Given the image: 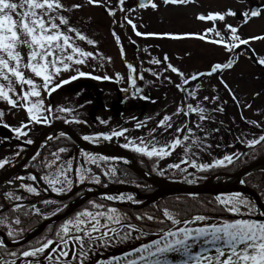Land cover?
<instances>
[{
    "label": "snow or ice",
    "instance_id": "6c2138e0",
    "mask_svg": "<svg viewBox=\"0 0 264 264\" xmlns=\"http://www.w3.org/2000/svg\"><path fill=\"white\" fill-rule=\"evenodd\" d=\"M191 2L192 0H162L165 6L188 5ZM238 2L242 3L243 0H238ZM125 3L126 0H115L114 4L112 0H85L88 6L102 8L112 18L113 26L117 25L116 12L123 13L119 26L121 28L130 26L136 37L155 36L177 41L188 38L197 39L222 48L227 59L211 63L204 71L185 73L170 62L166 53L162 59L152 57L148 63L159 67L155 70L147 69V71L161 84L167 82L172 85L181 94L180 103L172 114L165 113L156 121L154 127L149 130L147 139L138 137L140 142L137 144L125 137L127 143L122 147L151 159L168 157L178 146H182V158L176 163L167 165L168 169L179 171H184L181 168L182 164L189 165L197 171H206L238 162L247 153L232 152L221 158H213L211 162L197 163L198 153L205 152L212 147L208 143L211 138L210 133L219 131V128H206L205 122L215 123L212 120V113L224 111L222 107L214 106L209 109L204 106L205 102L216 105L220 100L217 94L219 89L215 85L211 86L212 95L200 97L199 94L204 88L203 78L219 76V84L228 92L233 103L238 108L241 107L238 97L220 74L232 69L241 55H247L254 64L264 69V55L258 56L255 49L251 47L254 41H264V33L243 37L239 32L240 27L258 18L262 10L249 8L237 13L228 8L223 11H210L207 14L198 13L195 17L198 21L211 22L212 25L202 32L146 33L138 30L134 22L135 18H129L128 14L135 12L136 7L140 9L151 7L157 10L159 5L155 0H138L136 7H125ZM83 6L80 3L67 6L62 0H0V101L5 102L10 109L23 110L26 114V121H21L19 126L13 128L11 125L2 123L4 112L0 110V123L15 133L17 138L28 135L29 125H48L54 119H63L65 124L86 123L61 117L59 113L70 114L73 110L54 106L51 103L45 106L42 93L50 98L54 91L78 77L89 76L94 80L105 81L113 79L108 75L96 76L81 71L79 67H73V65L86 64L88 58L103 59L99 51H86L77 44V41H80L86 42L93 48L97 47L95 40L89 38L72 23V13ZM65 12L69 15H64ZM237 15L240 17L237 25L227 23V17ZM220 23L223 25L222 28L219 26ZM111 35L127 69L128 88L122 91L127 92L132 89L134 95L140 93L141 88L136 86V78L133 75L136 69L126 60L123 44L114 27ZM129 43L135 44L136 41L129 40ZM21 48L27 50L26 54L21 52ZM144 50L148 51L147 48ZM107 59L111 62V57ZM62 71H73L75 75L57 82L56 77ZM165 73L174 74L178 82H174L172 76L165 75ZM114 75L115 82H120L122 79L120 73L116 72ZM33 77L40 82L37 83V79ZM139 79H143V76ZM17 85L19 91H17ZM253 95L258 96L260 93ZM140 98L149 99L145 96H140ZM250 107L248 103L243 104V108ZM193 115H196L198 119L192 120ZM173 117L184 119L177 125L174 124ZM132 119L136 120L135 117ZM241 119L245 118L241 116ZM245 122L257 128L261 127L257 121L245 120ZM101 123H107V121H101ZM145 123L136 121L134 127L139 130L145 126ZM157 130H160V136L172 130V138L160 144L157 136L154 135ZM127 131L128 129L121 128L111 133L83 135L82 139L96 143L100 138L109 140L113 136H123ZM61 135L65 134L61 133ZM237 139L246 148L255 150L257 146L264 145V129L259 135L253 133L251 139H240L239 137ZM25 142L31 144L33 141L28 139ZM185 142H187L186 145ZM192 148L198 151L193 152ZM67 151L66 147H58L50 153L51 159L43 161V167L48 171L39 179L48 186L45 190L50 189L57 195H66L78 184L101 183V176L94 172L90 165L100 168L105 177L111 178L116 175L113 168L104 169L100 163L115 159L113 157L82 152V160L76 161L61 155ZM124 162L128 163L127 160ZM4 163V160H0V165ZM153 170L155 171L156 168L154 167ZM28 179L35 180L36 177L30 175ZM188 182L192 183L191 180ZM240 183L244 184L245 181L241 180ZM20 187L30 194H39V190L31 184H21ZM15 199L18 201L21 197L16 196ZM106 199L118 198L108 196ZM127 199L131 201L133 197L128 196ZM41 202L62 205L56 207L50 215H55L67 207L60 201L43 200ZM209 203L213 202L209 201ZM89 204L92 209H104L105 207L93 201H89ZM22 207L20 204L12 206L13 211ZM31 207L38 215L45 219L48 218L49 214L40 213L35 205ZM211 212L226 213L227 218L224 215L195 214L181 219L179 214L174 216L167 209L162 212L163 218L137 215V221L147 219L165 225L155 232H146L143 228H138L131 223H121L122 216L116 208L108 207L106 211L97 210L95 212L85 208L76 212L73 217L63 220L56 229L55 238L46 233L27 248L8 251L7 255L13 259L0 260V264H91L92 257L99 249L125 243L130 239L139 240L148 235L155 238L131 247L120 256L109 257L106 262L96 260L95 264H264V220L252 218L254 215H264V211L257 213L256 206L242 192L233 191L216 195ZM4 219H0V224L4 223ZM14 223L19 225L20 220L16 219ZM121 229H127V231L121 232ZM7 235L15 241L19 232L10 229ZM0 248H6L3 241H0Z\"/></svg>",
    "mask_w": 264,
    "mask_h": 264
},
{
    "label": "rangeland",
    "instance_id": "374dc122",
    "mask_svg": "<svg viewBox=\"0 0 264 264\" xmlns=\"http://www.w3.org/2000/svg\"><path fill=\"white\" fill-rule=\"evenodd\" d=\"M62 2L67 6H70L73 3H80L84 5L81 9L76 10L72 13V23L89 38L95 40L97 42V47L93 48L92 46L87 45L86 42L80 41H77V44L86 51H99L103 55V59L98 58L97 60H93L92 58H88L86 64L81 66L73 65V67H79L81 71L92 72L98 76H113L116 72L124 74L121 67V59L117 56V53L114 50L115 47H113L115 40L111 35V31L114 27L115 31L120 36L121 42L123 44V48L126 53V60L134 65V68L136 69L135 72L138 71V67H136V61L131 58L133 57L131 56L132 52L135 53L134 49L135 46H137V43H129V40H135L131 32L132 30L129 29V26H126L124 28H121L119 26V24L122 22L123 13L119 11L116 12L117 25L113 26L111 23L112 18L109 17L105 13V11L103 12V9L98 6H88L85 4V0H62ZM155 2L159 5V8L157 10H153L151 9V7H148L146 9H139L138 7H136L135 0H126L125 7H136V11L129 13L128 15L129 18H135L134 22L137 24L139 31L146 33H158L159 27L160 30L163 28L162 30L165 32H202L205 28L211 27L212 25L211 22L198 21L195 18L198 13L207 14L210 11H223L228 8H231L234 11L241 12L245 9H249L254 5L260 8L264 7V0H243L242 3L238 2V0H192V2L188 5L180 6H165L163 5L162 0H155ZM112 3L114 4L115 0H112ZM64 15L67 16L69 14L65 12ZM226 19L227 23L229 24H238V21L234 19V17H227ZM94 20H96V23H92ZM219 26L222 28V23H220ZM263 27L264 17L259 20H251L249 24L240 27L239 32L241 36L258 35L264 33ZM162 43L166 44V47L159 48L158 50H155L152 54L155 55L156 58H158L159 56L161 57V55H159L160 49L166 51V54L169 55L170 62L179 67L185 73H192L194 71H204L208 68L211 63L222 62L227 59L226 54L223 52L222 48L218 46H212L206 43L204 44V42H197L191 40L190 42L183 41L180 43ZM251 47L255 49L258 56L264 55V41L252 42ZM143 49L145 48L139 45V55H141V51L142 53H148L150 51H153L152 47H148V51H145ZM20 50L22 53L26 54V49L21 48ZM107 57H111V62L108 61ZM143 62L144 60H142V65H144ZM257 70L258 69H256V64L253 63L252 59H249L247 55H241L232 69L225 70L223 73L220 74V76L223 77V79L238 97V100L241 104V107L239 108L233 103L232 99L228 95V92L219 84V76L203 78L204 88L200 91V97H203L204 95H212V85H215L219 89V92L217 94L220 97V100L217 102L216 105L205 102L204 106L206 108L211 109L212 107L218 106L219 104H221L222 106H225L227 104V109L223 111L222 116H229L228 124L231 127L234 126L236 117L238 118V120H240V122L249 120L257 121L258 123H260L261 120H264V115H262L264 113V108H262L263 111H259L257 113L255 112V107L258 108L260 105L264 106V86L262 85V82H259L254 78V75ZM71 75H75V72L62 71L61 74L56 77V81L59 82L60 79H67ZM39 82L40 81L37 79V83ZM122 82L123 84L121 85L123 86L125 79H122ZM257 92L260 93V95L254 96L253 94ZM62 94V91H58L55 93L53 92L51 97L49 98L46 94L42 93L45 106H47L48 103H51L54 106L63 107L62 104L64 98H62ZM131 94L134 95L133 92H131ZM136 95L137 94H135L134 96ZM149 98L154 100L152 93H150ZM179 103L180 101L172 108L166 106L164 103L159 117H162L165 113L172 114ZM244 103L250 104L251 107L243 108ZM138 105V101H129L127 103H124L125 108L130 107L133 110H137ZM65 107L70 108L73 111L70 114L59 113V115L61 117H67L70 121L74 119L76 112L80 111L81 109L78 105L74 107L73 103ZM147 112L150 113V109H148ZM219 113L220 112L212 113V120H216L219 116ZM22 114L25 118L26 114H24V112ZM78 114L80 116H83L84 113L79 112ZM132 115L133 114L128 115L129 117L124 120L129 121ZM241 116H243L245 119H241ZM191 119L196 120L198 119V117L196 115H193ZM55 120L64 121L63 119H54L51 122H54ZM89 120L90 119H88L86 123L82 124L72 122L70 126L79 133H81L80 130L85 131L87 129H92ZM3 123L11 125L7 120H5ZM120 123H124V121L122 120V122ZM36 125L44 126V124ZM117 125L118 124L109 125L106 130L114 129L117 127ZM11 126L13 128L15 127L13 125ZM113 137L118 141L120 140L119 137ZM229 142L232 147L233 142Z\"/></svg>",
    "mask_w": 264,
    "mask_h": 264
},
{
    "label": "water",
    "instance_id": "95a60500",
    "mask_svg": "<svg viewBox=\"0 0 264 264\" xmlns=\"http://www.w3.org/2000/svg\"><path fill=\"white\" fill-rule=\"evenodd\" d=\"M123 154V153H122ZM126 155V154H123ZM250 170V168H246L244 170H242L239 174L236 175V177L240 178L241 175L244 174V172L246 173V171ZM237 178V179H238ZM152 184H156L159 188H160V192L157 194V196H155V198L157 197H164L166 195H176L178 193H192V194H198V193H212V194H217L219 192H233V191H240V192H248V193H253V191L251 192L250 190L246 189V188H239V187H230L228 188H221V187H215L208 184H205L203 186H198V187H192V186H183V185H179V184H164L161 183L157 180L151 181ZM261 209L262 205H260Z\"/></svg>",
    "mask_w": 264,
    "mask_h": 264
},
{
    "label": "trees",
    "instance_id": "16d2710c",
    "mask_svg": "<svg viewBox=\"0 0 264 264\" xmlns=\"http://www.w3.org/2000/svg\"><path fill=\"white\" fill-rule=\"evenodd\" d=\"M263 154V152H262ZM242 164V163H241ZM240 164V165H241ZM233 166L230 167V169H232ZM250 181H248V185H255V189L258 190L259 192H264V173H255L253 175L250 176L249 178ZM206 197V196H205ZM211 197L209 196L208 199H210ZM209 201L211 200H207L206 198H204V202L206 204V208L207 210H211L213 205L212 203L210 204ZM200 206L199 204H195V203H190V204H187V205H183V211H186L188 210L189 207H198ZM199 212L201 213V211H193V212H179V215L181 216V218H185V217H188V216H191V215H195V214H199Z\"/></svg>",
    "mask_w": 264,
    "mask_h": 264
}]
</instances>
